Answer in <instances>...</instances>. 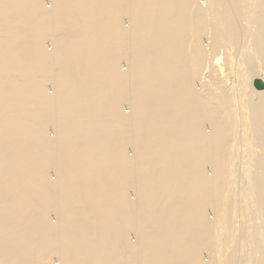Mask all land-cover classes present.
<instances>
[{"label": "bare ground", "instance_id": "6f19581e", "mask_svg": "<svg viewBox=\"0 0 264 264\" xmlns=\"http://www.w3.org/2000/svg\"><path fill=\"white\" fill-rule=\"evenodd\" d=\"M256 79L264 0H0V264H264Z\"/></svg>", "mask_w": 264, "mask_h": 264}, {"label": "rangeland", "instance_id": "374dc122", "mask_svg": "<svg viewBox=\"0 0 264 264\" xmlns=\"http://www.w3.org/2000/svg\"><path fill=\"white\" fill-rule=\"evenodd\" d=\"M49 5H50V4H48V6H49ZM50 6H51V5H50ZM49 48L51 49L52 47L49 46ZM50 89H51V87H50ZM50 89H49V90H50ZM50 92H51V93H54L53 88L50 90ZM51 131H52V130H51ZM53 133H54V132L52 131L51 134H52L53 136H55L56 134H55V133L53 134ZM53 178L55 179L56 176L54 175ZM209 215H210V217H211L212 219H215V218H216V215H215L212 211H210ZM53 219H54V221H57L56 218H55V216L53 217ZM238 222H239V221H238ZM238 222H237V223H238ZM236 225H237V224H236ZM238 225H239V228L241 227L240 230H239V228H238V230H239L238 232H239V233L237 232V234L240 236V232H241V229H242V226H241L242 224L239 222ZM241 251H242V250H241ZM242 252H243V251H242ZM242 252H241V253H242ZM205 258H206V260H209V258H208L206 255H205ZM55 263L58 264L59 262L55 261Z\"/></svg>", "mask_w": 264, "mask_h": 264}, {"label": "water", "instance_id": "95a60500", "mask_svg": "<svg viewBox=\"0 0 264 264\" xmlns=\"http://www.w3.org/2000/svg\"><path fill=\"white\" fill-rule=\"evenodd\" d=\"M254 86L257 88V89H262L264 88V84L263 82L260 80V79H256L254 81Z\"/></svg>", "mask_w": 264, "mask_h": 264}]
</instances>
